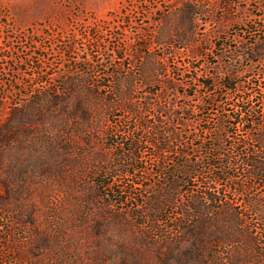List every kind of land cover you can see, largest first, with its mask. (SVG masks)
Segmentation results:
<instances>
[{
	"label": "rangeland",
	"instance_id": "374dc122",
	"mask_svg": "<svg viewBox=\"0 0 264 264\" xmlns=\"http://www.w3.org/2000/svg\"><path fill=\"white\" fill-rule=\"evenodd\" d=\"M120 48L122 59L114 53ZM240 53L247 58L239 60ZM236 61L242 74L232 83L221 74ZM127 73L133 90L121 81ZM214 78L217 87L200 86ZM62 82L75 86L64 92ZM48 91L58 102L33 103ZM209 93L225 96L189 129L196 128L202 142L219 144L222 111L236 109L246 94L254 97L260 123L231 128L223 150L239 142L248 151L263 150L264 0H0V126L15 121L16 113L33 115L16 126L22 130L15 139L0 142V264H183L161 246L165 232L141 228L131 216L148 198L146 185L154 177L143 186L137 177H116L115 190L127 201L115 202L117 194L107 207V192L95 184L106 143L100 129L136 130L130 103H175L187 118L185 109ZM154 113L142 119L152 125ZM78 123L87 136L72 135ZM137 134L150 136L148 130ZM142 150L139 167L154 171L153 147L144 142ZM242 173L239 186L264 196V181ZM200 181L185 189L205 187ZM214 186L242 203L226 181ZM179 212L169 207L164 225L175 224ZM260 219L255 216V226Z\"/></svg>",
	"mask_w": 264,
	"mask_h": 264
},
{
	"label": "trees",
	"instance_id": "16d2710c",
	"mask_svg": "<svg viewBox=\"0 0 264 264\" xmlns=\"http://www.w3.org/2000/svg\"><path fill=\"white\" fill-rule=\"evenodd\" d=\"M98 46L95 43L92 48ZM229 51L233 52L232 49ZM114 53L120 59L124 56L121 48ZM238 57L239 60L247 58L241 53ZM10 60L13 61V58L8 59V62H11ZM238 62L226 66V71L221 77L226 81L235 82L242 74L236 66ZM113 76L120 78L115 73ZM203 76L211 80L208 74ZM121 81L133 90L134 77L129 73L121 77ZM62 85L61 88L65 92L73 90L75 83L62 82ZM195 85L197 86V83ZM200 86L209 89L211 86L217 87V84L214 78V82L202 81ZM222 86L230 92H239V87ZM54 94L55 96L50 91L37 93L32 97L33 103L43 106L44 103L58 102L59 98L56 93ZM189 96L193 97L195 94L191 93ZM224 96L223 93L217 95L209 93L208 97L203 98L198 105L185 109L187 118L183 117V113L176 108L175 103L171 107L152 103H147L143 107L130 103L132 106L130 112L137 117L136 130L123 132L119 127H115L114 130L107 127L100 129V135L106 143L101 156L103 166L96 174L95 184L99 190L107 192L105 197L108 200L107 207L113 206L114 198H118L117 194L120 198L115 202L121 201L125 204L127 201L121 191L115 190L116 177H137L140 183L136 185L140 186L154 177L155 183L146 185L148 198L142 206L130 211L131 216L140 221L138 226L141 228L150 224L152 232H165L167 236L159 241L162 242L161 246L170 252V259L178 260L183 264H264V196L252 194L249 187L238 184L242 171L249 172L251 180L264 181V149L248 151L246 143L239 142L233 143L230 151L223 150L225 144L229 142L231 128L249 125L253 129L259 125L260 111L253 105L254 97H247L245 94L239 97L241 105L236 109L222 111L221 130L214 139L220 145L202 142L197 129H189L191 120L196 119L201 122L205 109L219 102V98ZM150 110L155 111L152 118H156V122L152 125L147 119H142V114ZM26 116L28 117L26 114L16 113L13 117L15 121L0 126L2 137L0 142L15 139V136L19 135V130H22L16 126ZM76 117L77 115L69 118L76 119ZM28 118H33V115ZM73 129L72 135L87 136L86 130L82 125L79 126V123ZM140 129L148 130L150 136L137 134ZM58 134V139L64 137V134ZM123 135L127 136L126 139L120 140ZM174 140H178L180 144L174 145ZM259 141L262 142L261 139ZM144 142L154 149L156 157L154 171H146L145 167H139L141 162L139 152H143ZM119 150L120 154L115 153ZM215 150L219 153L213 154ZM199 151L205 154L199 156L197 155ZM241 167L244 169L242 170ZM215 170L218 172L213 177L212 171ZM200 180L204 181L205 187L185 189L188 185L201 183ZM223 181L230 184L229 189H234L236 194L243 196L242 203L229 199L227 193L214 186L221 185ZM169 207L178 208L179 218L173 225L169 223L164 225L163 216ZM122 212L123 210L119 213L125 214ZM255 216L261 218L260 222L257 221L260 226L254 225Z\"/></svg>",
	"mask_w": 264,
	"mask_h": 264
}]
</instances>
